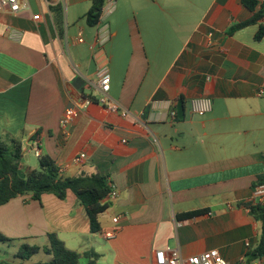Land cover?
<instances>
[{"label": "crops", "instance_id": "crops-1", "mask_svg": "<svg viewBox=\"0 0 264 264\" xmlns=\"http://www.w3.org/2000/svg\"><path fill=\"white\" fill-rule=\"evenodd\" d=\"M92 1L21 0L18 13H0V136L21 139L26 168H39V150L64 177L106 176L117 197L98 233L71 190L63 200L12 199L0 206V233L11 239L0 263L48 264L43 249L29 259L20 250L43 248L54 233L83 258L97 252V264H157L167 248L184 258L217 249L229 264H251L262 235L249 206L264 181V36L256 39L264 17L229 30L259 7L114 0L91 27ZM102 63L118 111L93 102L64 129L68 107L100 97ZM198 98L212 100L210 112H192Z\"/></svg>", "mask_w": 264, "mask_h": 264}, {"label": "trees", "instance_id": "trees-1", "mask_svg": "<svg viewBox=\"0 0 264 264\" xmlns=\"http://www.w3.org/2000/svg\"><path fill=\"white\" fill-rule=\"evenodd\" d=\"M107 0H93L92 6L86 14L87 24L91 27L99 24L103 8ZM243 5L250 11H255L253 17L236 26L230 28L232 33L242 25L255 24L264 17V0H242ZM54 9V8H53ZM61 11L60 7L56 8ZM264 36V27L260 26L256 39ZM38 141L39 135L33 138ZM40 149V146H38ZM24 146L20 138L14 136H0V206L5 205L12 199L30 195L34 200H40L43 194H54L60 199H65L67 191L71 190L77 196L78 201L84 206L90 221L91 231L98 233L101 230L99 215L104 213L111 205L108 197L111 193V186L106 176L98 172L92 174H80L74 177H64L56 160L48 154H40L38 157L39 168L30 169L24 166ZM25 173V178H21L19 172ZM264 183V181L262 182ZM252 215L261 223L262 235L259 246L251 253L252 259H257L264 255V203L250 205ZM196 213L186 214L193 217ZM48 244L40 248L38 246L23 245L26 254H22V259H29L36 255L41 249L51 256L48 264H97L100 255L95 251L86 252L83 257L75 250L67 248L59 237L52 233L47 236ZM11 239L0 233V242H9ZM0 264H9L7 262Z\"/></svg>", "mask_w": 264, "mask_h": 264}, {"label": "built area", "instance_id": "built-area-1", "mask_svg": "<svg viewBox=\"0 0 264 264\" xmlns=\"http://www.w3.org/2000/svg\"><path fill=\"white\" fill-rule=\"evenodd\" d=\"M114 0H107L111 3ZM21 10V0H0V13L16 14ZM104 10V9H103ZM80 41H83L80 39ZM98 84L100 90V97L97 100L84 99L80 104L68 107L61 119V126L64 129L72 126L79 118L83 109L87 108L93 102L106 106V108L112 112L118 111V106L110 100L109 92L111 88V74L107 63L99 64L97 69ZM258 94L264 96V87L259 89ZM212 100L209 98H198L191 100V109L193 113L204 115L211 111ZM123 116H127L126 112H122ZM172 116L175 113L172 112ZM37 155H40L39 150L36 151ZM86 158V154L82 153L75 158V162L80 163L81 160ZM117 197V191L111 186V193L108 199H114ZM264 203V183L258 184L253 192L252 205H258ZM120 221L119 217L113 219V223L118 225ZM117 227L111 231L105 232L106 238H113L116 234ZM246 246H250L249 242H246ZM157 264H229L220 254L219 250L212 249L204 252L200 255L190 256L184 258L181 256L179 250L167 248L165 250H159L156 253ZM251 264H264V255L251 262Z\"/></svg>", "mask_w": 264, "mask_h": 264}, {"label": "rangeland", "instance_id": "rangeland-1", "mask_svg": "<svg viewBox=\"0 0 264 264\" xmlns=\"http://www.w3.org/2000/svg\"><path fill=\"white\" fill-rule=\"evenodd\" d=\"M32 156V160H31V162H30V165L31 166H34V167H38V164H37V162H36V159H35V157H34V155H31ZM8 245L7 244H5L4 242H0V248L2 247V248H4V249H8V247H7ZM9 249H11V251H12V248H9ZM22 254H26V250L22 247ZM34 260H38V258L37 257H34Z\"/></svg>", "mask_w": 264, "mask_h": 264}, {"label": "water", "instance_id": "water-1", "mask_svg": "<svg viewBox=\"0 0 264 264\" xmlns=\"http://www.w3.org/2000/svg\"><path fill=\"white\" fill-rule=\"evenodd\" d=\"M181 118H183V116H181ZM19 174H20L21 178H25V173L23 171H20Z\"/></svg>", "mask_w": 264, "mask_h": 264}]
</instances>
